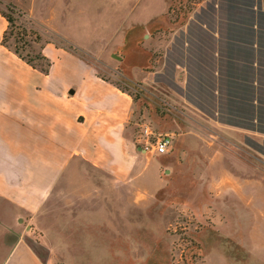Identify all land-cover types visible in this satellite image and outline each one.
<instances>
[{
  "label": "rangeland",
  "instance_id": "374dc122",
  "mask_svg": "<svg viewBox=\"0 0 264 264\" xmlns=\"http://www.w3.org/2000/svg\"><path fill=\"white\" fill-rule=\"evenodd\" d=\"M218 1H21L35 17L49 23L66 39L23 9L17 8L19 15H12L15 23L6 44L18 48L35 65L42 64L35 56L47 42L65 46L63 40L74 41L82 47L106 50L109 55L111 49L121 48L125 56L121 64L113 57L102 60L86 52L79 56L102 78L132 96L128 133L136 148H143L146 141L153 143L160 135L171 137L173 144L167 154H148L151 159L145 179L155 181L160 163L179 161L190 166L189 170L167 174L165 168H160L162 186L154 196L142 207L127 201L125 223L122 218L119 231L110 227L105 232V244L96 249L93 264H264V121L254 125L259 135L228 128H253L246 113L251 114L250 105L255 101L256 118L260 112L261 117L264 89L250 88L252 74L230 73L225 67L221 74L193 75L192 67L186 69L187 55L182 48L186 36L199 33L201 25L202 34L214 33ZM0 11L6 12L4 6L0 5ZM152 17V23L145 27ZM157 26L140 44L147 50L144 56L137 48V40L147 28ZM151 38L156 41L154 47ZM118 49L113 52L119 57ZM193 54L195 62L204 65L200 54ZM172 67L174 73H165ZM192 80L198 85L195 88ZM237 103L246 105L237 110ZM184 134L191 147L203 142H212L216 147V155L207 156H216L221 166L217 184L194 178V169L204 164V158L196 154L173 158V145ZM110 206L114 208L113 203ZM27 241L46 259L48 253L37 239Z\"/></svg>",
  "mask_w": 264,
  "mask_h": 264
},
{
  "label": "crops",
  "instance_id": "0c3cea01",
  "mask_svg": "<svg viewBox=\"0 0 264 264\" xmlns=\"http://www.w3.org/2000/svg\"><path fill=\"white\" fill-rule=\"evenodd\" d=\"M3 1L66 39L35 17L22 0ZM217 7L213 34H202L201 25L199 33L186 36L182 46L186 69L192 67L193 75L221 74L223 67L230 73H250V88L264 89L262 0H219ZM152 21L153 17L145 27ZM158 28L140 34L136 44L144 56L147 50L140 44ZM7 29L0 13V264H93L96 249L105 244V232L110 227L119 231L122 218L125 223L127 201L142 207L153 197L162 186L160 168L167 174L190 166L179 161L160 163L155 181L145 179L150 153L136 148L128 133L132 96L79 56L86 52L102 60L113 57L121 64L125 58L121 48L111 49L109 55L70 40L78 52L47 42L41 54L51 66L44 74L2 44ZM151 40L154 47L156 41ZM117 49L119 57L113 52ZM194 52L204 65L195 62ZM171 69L165 73H174ZM196 86L192 80V87ZM238 104L237 110L246 105ZM254 106L255 101L251 114L246 113L253 128H228L259 135L254 125L264 121V113L256 118ZM189 140L184 134L175 141L173 158L188 154L204 158L193 176L217 184L221 166L216 156H207L216 155V147L212 142L191 147ZM28 238L37 239L48 253L46 259Z\"/></svg>",
  "mask_w": 264,
  "mask_h": 264
},
{
  "label": "trees",
  "instance_id": "16d2710c",
  "mask_svg": "<svg viewBox=\"0 0 264 264\" xmlns=\"http://www.w3.org/2000/svg\"><path fill=\"white\" fill-rule=\"evenodd\" d=\"M0 5L4 6V9L6 12L0 11V13L6 18L7 22H8V29L5 32L3 39H2V44L9 48L12 49L11 47H9L6 42H7V35L9 30L14 26L15 20L12 17L13 14H18L19 15V11L17 10V8L15 6H13L10 3H7L3 0H0ZM60 39V38H59ZM62 40V39H61ZM65 41V46H61L62 48L74 51V52H78L79 50L74 47L72 44H70L69 42ZM60 46V45H59ZM43 48V46L40 48V53L35 56V59L39 60L42 62V64L39 65H35L33 64V61L29 58V57H25L23 55L20 54V52L18 51V48H14L12 49L14 51L15 54L18 55V57H20L22 60H24L26 63H28L29 65H31L32 67L40 70L42 73L44 74H48L49 68L51 66L50 61H48L42 54H41V49Z\"/></svg>",
  "mask_w": 264,
  "mask_h": 264
},
{
  "label": "built area",
  "instance_id": "2783aa9c",
  "mask_svg": "<svg viewBox=\"0 0 264 264\" xmlns=\"http://www.w3.org/2000/svg\"><path fill=\"white\" fill-rule=\"evenodd\" d=\"M172 148V139L169 135H160L155 138L153 143H148L146 141L143 148L144 152H149L157 156L167 154Z\"/></svg>",
  "mask_w": 264,
  "mask_h": 264
},
{
  "label": "water",
  "instance_id": "95a60500",
  "mask_svg": "<svg viewBox=\"0 0 264 264\" xmlns=\"http://www.w3.org/2000/svg\"><path fill=\"white\" fill-rule=\"evenodd\" d=\"M116 57V56H115Z\"/></svg>",
  "mask_w": 264,
  "mask_h": 264
}]
</instances>
